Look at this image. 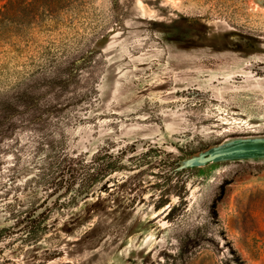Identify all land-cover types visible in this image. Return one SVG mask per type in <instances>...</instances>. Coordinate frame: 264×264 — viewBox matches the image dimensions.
Wrapping results in <instances>:
<instances>
[{
    "label": "rangeland",
    "instance_id": "1",
    "mask_svg": "<svg viewBox=\"0 0 264 264\" xmlns=\"http://www.w3.org/2000/svg\"><path fill=\"white\" fill-rule=\"evenodd\" d=\"M42 4L0 0V264H264V161L174 172L264 137V0ZM102 149L125 169L30 242L66 161Z\"/></svg>",
    "mask_w": 264,
    "mask_h": 264
},
{
    "label": "trees",
    "instance_id": "2",
    "mask_svg": "<svg viewBox=\"0 0 264 264\" xmlns=\"http://www.w3.org/2000/svg\"><path fill=\"white\" fill-rule=\"evenodd\" d=\"M40 1L34 0V2L38 3ZM48 1L50 2L49 5L47 3ZM70 1L74 0H43L41 9L49 13H54V10L61 11L67 7H71L72 5H60L61 2L66 4V2L70 3ZM125 152L124 149L120 155H115L109 149H102L92 156L89 163H86L82 157L67 160L63 171L53 180L54 194L57 191L63 190L61 197L72 193L73 200L84 196L95 183H98L100 180L117 171L125 169L126 165L123 163L124 157L126 156L124 155ZM60 198L54 203H57ZM33 215L25 219L23 222L27 221V223L18 230L19 232H27L30 242H36L38 240V228L46 212L38 217H34ZM3 238L4 233L2 232L0 233V240Z\"/></svg>",
    "mask_w": 264,
    "mask_h": 264
},
{
    "label": "water",
    "instance_id": "3",
    "mask_svg": "<svg viewBox=\"0 0 264 264\" xmlns=\"http://www.w3.org/2000/svg\"><path fill=\"white\" fill-rule=\"evenodd\" d=\"M244 161H264V137L233 138L212 149L184 159L174 169L175 173L185 170L204 168L211 164ZM63 190L53 194L35 213L38 217L45 213L53 203L61 197ZM27 221L20 224L17 230L21 229Z\"/></svg>",
    "mask_w": 264,
    "mask_h": 264
}]
</instances>
